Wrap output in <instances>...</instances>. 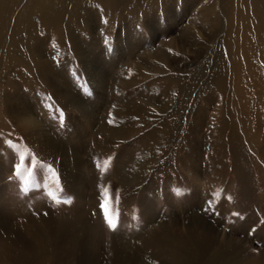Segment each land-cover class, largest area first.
Wrapping results in <instances>:
<instances>
[{
  "label": "rangeland",
  "instance_id": "obj_1",
  "mask_svg": "<svg viewBox=\"0 0 264 264\" xmlns=\"http://www.w3.org/2000/svg\"><path fill=\"white\" fill-rule=\"evenodd\" d=\"M0 264H264V0H0Z\"/></svg>",
  "mask_w": 264,
  "mask_h": 264
},
{
  "label": "snow or ice",
  "instance_id": "obj_2",
  "mask_svg": "<svg viewBox=\"0 0 264 264\" xmlns=\"http://www.w3.org/2000/svg\"><path fill=\"white\" fill-rule=\"evenodd\" d=\"M109 224H110V226H111L113 229H115V228L117 227V225H116L115 223H112L111 221H109Z\"/></svg>",
  "mask_w": 264,
  "mask_h": 264
},
{
  "label": "bare ground",
  "instance_id": "obj_3",
  "mask_svg": "<svg viewBox=\"0 0 264 264\" xmlns=\"http://www.w3.org/2000/svg\"><path fill=\"white\" fill-rule=\"evenodd\" d=\"M9 226V225H8Z\"/></svg>",
  "mask_w": 264,
  "mask_h": 264
}]
</instances>
